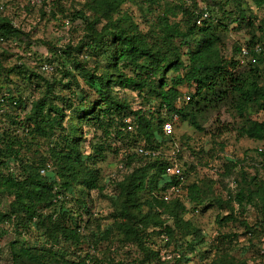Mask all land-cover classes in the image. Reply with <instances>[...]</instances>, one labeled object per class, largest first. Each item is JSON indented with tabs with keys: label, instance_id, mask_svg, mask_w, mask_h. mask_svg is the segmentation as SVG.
I'll return each mask as SVG.
<instances>
[{
	"label": "trees",
	"instance_id": "1",
	"mask_svg": "<svg viewBox=\"0 0 264 264\" xmlns=\"http://www.w3.org/2000/svg\"><path fill=\"white\" fill-rule=\"evenodd\" d=\"M89 1L91 13L80 10L76 14L85 25L83 36L74 47H55V66L52 60L40 61L38 70L19 61L10 68L28 80L41 78L45 85L43 95L32 102L25 117L17 120L16 115L8 114L12 124L21 127L20 137L9 131L0 134V194L12 197L8 210H0V222L21 227L17 232L20 239L9 244L12 264H124L115 258L112 240L120 248L137 249L140 256L132 260L133 264H187V254L194 252L200 257V264H249L221 246L230 240L229 234H222L199 249L206 244L205 236L185 215L197 206L206 208L215 203L228 211L216 216L221 224L236 219L235 212L244 211L249 204L258 201L264 206V177L250 176L242 160L226 157L223 174L237 172L231 180L233 186L229 185L228 197L212 194V179L196 180L189 182V207L178 198H162L176 181L175 176L165 173L170 160L164 155L144 156L137 148L161 153L172 148L175 160L188 177L197 163L182 160L180 151L185 145L175 139L174 132L166 134L163 124L177 113L178 120L201 131L198 115L213 102L233 109L239 124L232 129L239 136L264 140V120L251 116L252 112L264 111V57L257 56L255 62L247 58L241 61L240 44L233 45L230 57L222 51L224 32L235 22L248 29L245 44L264 45V18L256 20L252 11L247 14L248 9L243 7H238L236 14L223 10L222 16L216 17L207 6L196 8L195 2L191 8L180 1L145 0L150 12L157 8L161 11L143 32L131 16L121 11L126 0ZM253 3L262 7L264 0ZM203 11L207 16L197 23ZM115 13L118 16L113 18ZM102 19L107 21L98 27ZM22 33L25 32L14 17L0 9V41H12ZM79 52L88 53L94 64L87 67L88 61L80 58ZM55 85L61 93L54 94ZM181 85L194 87L185 104L178 99ZM125 89L141 97L138 107L133 108L118 96V91ZM1 96L6 102L0 116L7 114L9 108L23 105L21 95ZM84 125L100 129L102 134L99 142L90 141L87 155L81 150ZM224 128H217V132L229 130ZM28 136L51 137L47 157L52 166L46 164L43 173L42 164L36 166L20 155L19 146ZM111 137L113 140L108 142ZM116 143L120 146L115 147ZM106 150L120 156L121 178H110L116 184L114 194L106 192L110 179H103L95 167L96 160L106 157ZM257 152L264 161V150ZM9 161H19L20 169L15 171ZM93 190L109 200L110 222L105 226L98 222L95 230L87 231L94 213L90 205ZM62 197L74 198L78 210L67 208L62 201L57 207L56 202ZM78 211L79 220L74 218ZM81 215L86 217L84 221ZM29 228L39 231L44 239L42 245L26 243L23 237ZM161 234L165 237L161 238ZM104 241L106 246L100 250ZM83 242L86 249H82ZM65 244L72 249L65 248ZM161 244L165 249L173 246V255H163Z\"/></svg>",
	"mask_w": 264,
	"mask_h": 264
},
{
	"label": "rangeland",
	"instance_id": "2",
	"mask_svg": "<svg viewBox=\"0 0 264 264\" xmlns=\"http://www.w3.org/2000/svg\"><path fill=\"white\" fill-rule=\"evenodd\" d=\"M174 2H181L187 7H193L195 2L196 8L207 6L211 14L216 17H221L223 10L231 11L236 14L238 7L247 8V14L252 11L256 16V20L264 18V5L256 7L253 0H173ZM91 1L89 0H55L54 4L50 0H0V6L4 8L5 12L14 17V20L25 33L19 35L14 40L0 41V96H13L17 98L22 96V106L9 108V112L0 116V134L3 131H9L11 134L20 137L21 127L12 124L9 115H16L20 120L25 117V114L30 112L32 102L41 98L45 90L44 82L41 78H27L18 75L15 71L10 70L19 61H23L30 68L38 69V64L41 61L52 60L51 64H57V55L55 47H66L77 45L84 34L83 20L76 16L77 12L84 11L87 15L91 13ZM145 0H126L121 4V11L127 13L137 23L138 29L146 31L149 23L156 18V15L161 11L157 8L150 12ZM1 8V9H2ZM194 8V7H193ZM230 12V13H231ZM118 16L113 14V18ZM179 20V16L176 18ZM106 19L98 24V27L106 23ZM248 40V29L242 24L239 26L236 22L230 24L229 29L224 32L222 51L227 57H230L234 51V44H244ZM86 50V49H84ZM185 50V49H184ZM80 58L88 61L87 67L94 64L92 57L88 53H77ZM39 70V69H38ZM171 74V73H170ZM46 78H51L50 75H44ZM60 75L57 74V78ZM82 82L81 77L78 78ZM66 82V81H63ZM54 94L61 93L58 85L53 87ZM178 91L181 97V104H185V96H191L194 92L192 85L178 86ZM118 96L124 97L133 108L141 104V97L135 91L125 89L118 91ZM184 98V99H183ZM57 102V101H56ZM212 106H205L202 113L198 115V120L203 127V130H197L186 121L177 120L174 124V137L185 147L181 149L182 160L196 162L195 170H192L187 179L189 182L198 180L199 182L207 179H212L211 192L214 196L226 199L228 197L229 185L232 178L237 174L236 171L230 176L223 174V162L226 157L242 160L244 170L253 176L257 174L259 177H264V161L258 155L259 150H264V140L257 141L247 136H239L234 128L239 124V117L234 114V111L228 105L221 102H213ZM148 108V106H145ZM252 118L264 120V111L252 112ZM229 128L224 132L225 128ZM16 128V130L14 129ZM218 128V130H217ZM83 142L81 143V150L83 154L87 155L90 152V141L93 143L99 142L102 134L100 129H95L93 126H83L82 128ZM51 137L44 138L37 136V138H30L23 140L22 146H19L20 155L24 156L29 161H33L37 166H40V173H43L46 164L52 166V160L47 157V148L49 146ZM113 140L112 137L108 142ZM120 143L114 146L118 147ZM131 151L132 148L129 147ZM257 150V151H256ZM163 155H170L174 151L168 148L163 151ZM120 156L106 150V157L102 160H96L95 167L99 169L103 179L108 180L111 175L116 179L121 178L118 172ZM10 166L15 168V171L20 169L19 161H9ZM44 164V165H43ZM50 169V167H49ZM48 169V170H49ZM47 170V171H48ZM46 171V172H47ZM115 185L109 181L106 192L114 194ZM90 205L94 213L91 215V220L87 224L88 230H95L96 224L101 222L103 226L110 222L109 213L111 212V204L107 198L98 195L95 190L90 192ZM12 197L0 194V210L2 212L8 210L9 202ZM62 201L67 208H72L74 211L78 210L77 202L73 198H61L57 201V207ZM191 207V203L188 204ZM198 208L185 215L186 218H192L194 224L197 225L202 234L205 236L206 244L199 249H204L216 240L222 234H229L230 240L224 241L221 246L225 247L238 260L245 259L249 264H264V206L257 201L256 204H249L245 210L241 212L236 211V219L223 221L221 224L216 221V216L225 215L227 209L219 208L217 204L213 203L209 207L197 206ZM79 211L75 213L76 219H80ZM81 214V213H80ZM82 220L85 216L81 215ZM81 221V222H83ZM246 222L244 225L242 222ZM21 227H9L7 224L0 222V264H12L10 256L9 244L15 239H20L17 232ZM249 228L253 229L249 232ZM24 240L27 244H35L40 246L44 243V239L40 236L39 231L35 228L26 229ZM112 240V249L115 252L114 256L124 264L132 263V260L138 258L140 255L133 246L119 247L117 242ZM107 241L100 244V250H103ZM162 246V244H161ZM65 248L72 249L70 244H65ZM87 244L83 242L82 249H86ZM161 253L167 254L165 256H172L174 253L173 246L164 248L162 246ZM100 252V251H99ZM98 252V253H99ZM187 264H200V257L196 252L187 254ZM71 258V257H70ZM163 258V257H162ZM206 261V260H205ZM203 261V262H205ZM133 264V263H132ZM135 264V263H134ZM160 264V263H153ZM162 264V263H161Z\"/></svg>",
	"mask_w": 264,
	"mask_h": 264
},
{
	"label": "built area",
	"instance_id": "3",
	"mask_svg": "<svg viewBox=\"0 0 264 264\" xmlns=\"http://www.w3.org/2000/svg\"><path fill=\"white\" fill-rule=\"evenodd\" d=\"M2 6H0V9ZM207 16V12L203 11V15L197 20V23H200L203 17ZM239 56L241 58V61L244 58L250 59L252 62L256 61L257 56L264 57V45L261 44H255L252 46H248L247 44H241L239 48ZM48 67V66H45ZM185 100L190 99L189 95H186ZM179 101H181V97L178 98ZM5 102L6 100L1 96L0 97V112H3L5 110ZM15 104V102H13ZM178 120L177 113H172L170 120L166 121L163 124V129L166 134H170L174 132V124ZM137 152L147 156V157H157L160 155H163L159 150H149L145 149L144 147L140 146L137 148ZM165 158H168L170 162L165 167V173L167 175H173L176 178V181L171 184L166 191L163 192L162 198L164 200H170L173 198L180 199L186 206L190 203L189 200V180L187 179V176L184 174L183 169L178 164V162L175 160V155H164ZM121 165H119L120 167ZM44 171V170H43ZM230 186H233V182H230ZM161 238H164L165 235L161 234Z\"/></svg>",
	"mask_w": 264,
	"mask_h": 264
}]
</instances>
